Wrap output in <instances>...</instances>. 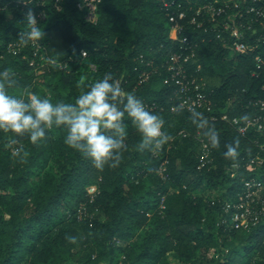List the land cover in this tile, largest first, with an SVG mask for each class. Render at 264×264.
Wrapping results in <instances>:
<instances>
[{
	"label": "trees",
	"instance_id": "obj_1",
	"mask_svg": "<svg viewBox=\"0 0 264 264\" xmlns=\"http://www.w3.org/2000/svg\"><path fill=\"white\" fill-rule=\"evenodd\" d=\"M82 1L0 0V72L10 69L16 78L9 92L72 102L112 73L126 91L157 107L149 110L163 118L171 139L155 152L141 151L140 134L125 118L123 159L100 169L64 143L65 130L53 128L35 145L22 138L23 159L12 155L14 135L0 131V264H171L170 254L175 264H264V222L250 231L222 223L225 203L258 174L245 168L257 153L256 134L241 136L220 119L264 100V74L252 75V55H235L185 23L183 35L198 44L186 68L212 100L210 111H197L217 133L212 146L191 112L171 110L178 99L176 85L166 83L168 63L173 53L188 51L170 39L162 1L100 0L95 23L79 9ZM29 11L44 37L25 46L18 39ZM205 143L211 161L200 167ZM229 144L237 146L235 159L224 156ZM91 186H97L93 198ZM202 186L219 196L198 195Z\"/></svg>",
	"mask_w": 264,
	"mask_h": 264
},
{
	"label": "clouds",
	"instance_id": "obj_2",
	"mask_svg": "<svg viewBox=\"0 0 264 264\" xmlns=\"http://www.w3.org/2000/svg\"><path fill=\"white\" fill-rule=\"evenodd\" d=\"M25 31L19 36L22 45L36 42L44 37L37 17L31 11L25 16ZM56 64L55 59L50 60ZM16 84L15 73L6 69L0 72V131L12 133L9 147L12 155L23 159L27 154L21 142L25 136L31 144L46 140L53 128L65 130L64 143L81 151L97 168L106 165L116 168L127 150L128 118L140 134L138 149L153 152L171 139L163 131L164 120L150 111L136 95L126 91L121 81L112 73L86 85L74 101L53 100L36 92L11 94ZM193 122L212 146L219 143L217 133L202 113L192 111ZM237 146L229 144L224 152L226 158L235 159Z\"/></svg>",
	"mask_w": 264,
	"mask_h": 264
},
{
	"label": "built area",
	"instance_id": "obj_3",
	"mask_svg": "<svg viewBox=\"0 0 264 264\" xmlns=\"http://www.w3.org/2000/svg\"><path fill=\"white\" fill-rule=\"evenodd\" d=\"M171 24L170 39L179 42L185 52L173 53L168 63L169 77L167 84H175L178 105L172 112L184 109L211 110L212 100L205 93L206 84L196 76L189 74L186 65L195 60L198 44L190 42L183 35L185 23L200 30L208 41L217 42L235 55H252L255 70L253 76L264 74V0H161ZM56 4L60 0H55ZM100 0H83L79 9H87V19L96 22L97 4ZM19 44L11 45L17 52ZM84 57L86 52L82 53ZM35 62L32 61L31 66ZM94 70L95 67L92 66ZM149 73L144 72L141 79L148 80ZM145 106L154 110L156 106ZM218 117L212 116L210 121ZM234 127L241 136L253 131L256 134L252 142L257 148L256 155L245 165L249 172L257 176L243 181L241 190L234 199L227 201L223 207L226 214L222 223L239 231H250L264 222V100L249 103L248 110L241 116H231L225 112L220 117ZM204 152L200 159V167L207 165L210 159V147L204 144ZM210 160V161H209ZM237 167V166H236ZM165 169L163 168L162 171ZM93 198L97 186L87 189ZM93 200V199H92Z\"/></svg>",
	"mask_w": 264,
	"mask_h": 264
},
{
	"label": "rangeland",
	"instance_id": "obj_4",
	"mask_svg": "<svg viewBox=\"0 0 264 264\" xmlns=\"http://www.w3.org/2000/svg\"><path fill=\"white\" fill-rule=\"evenodd\" d=\"M220 194V192L218 190H215V189H212V188H208L206 186H202L200 189H199V192H198V195H201L203 197H210V198H216L218 197ZM169 260L171 262V264H175L176 261L174 260V257L172 254H170L169 256ZM69 264H74V263H69Z\"/></svg>",
	"mask_w": 264,
	"mask_h": 264
}]
</instances>
